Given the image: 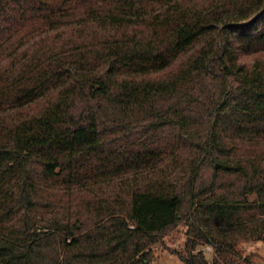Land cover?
Instances as JSON below:
<instances>
[{"label":"trees","instance_id":"16d2710c","mask_svg":"<svg viewBox=\"0 0 264 264\" xmlns=\"http://www.w3.org/2000/svg\"><path fill=\"white\" fill-rule=\"evenodd\" d=\"M182 223L183 264L262 258L264 0H0V264H158Z\"/></svg>","mask_w":264,"mask_h":264},{"label":"rangeland","instance_id":"374dc122","mask_svg":"<svg viewBox=\"0 0 264 264\" xmlns=\"http://www.w3.org/2000/svg\"><path fill=\"white\" fill-rule=\"evenodd\" d=\"M245 61L251 62L252 58H244ZM187 227L182 223L176 230L178 238H173L168 235L162 245L158 244L154 247L155 259L158 264H183V262L178 258L177 252H182L184 249V232ZM247 245V244H246ZM245 252H248L245 249ZM257 253L262 257L261 259L256 258L259 264H264V243H260L257 248ZM207 256L211 259V252L207 250Z\"/></svg>","mask_w":264,"mask_h":264},{"label":"crops","instance_id":"0c3cea01","mask_svg":"<svg viewBox=\"0 0 264 264\" xmlns=\"http://www.w3.org/2000/svg\"><path fill=\"white\" fill-rule=\"evenodd\" d=\"M260 243H248L247 245H245V249L248 250V252L250 251H257V248L259 247Z\"/></svg>","mask_w":264,"mask_h":264},{"label":"built area","instance_id":"2783aa9c","mask_svg":"<svg viewBox=\"0 0 264 264\" xmlns=\"http://www.w3.org/2000/svg\"><path fill=\"white\" fill-rule=\"evenodd\" d=\"M210 250V248H208Z\"/></svg>","mask_w":264,"mask_h":264}]
</instances>
